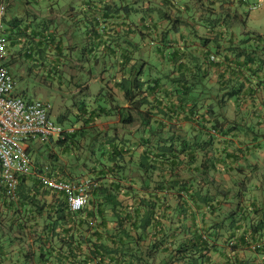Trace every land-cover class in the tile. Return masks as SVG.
I'll return each mask as SVG.
<instances>
[{"label":"crops","instance_id":"0c3cea01","mask_svg":"<svg viewBox=\"0 0 264 264\" xmlns=\"http://www.w3.org/2000/svg\"><path fill=\"white\" fill-rule=\"evenodd\" d=\"M9 2L11 7L7 8L3 25L14 34L9 39L11 47H7L6 63L10 71L14 69L25 77L27 69L36 65L38 77H42V84L50 91L46 96L58 93L64 99L85 97L96 104L93 100L96 96L111 95L106 103L108 108L112 107L108 109L112 110L111 116L104 115L91 126L82 121L73 124L65 113L52 111V118L56 117L60 123L67 121L66 128L75 132L90 131L80 137L78 153L67 148L68 142L59 140L27 143L28 150L38 158V165L51 167L61 178L93 175L94 145L106 134L97 136V128L103 132L120 129V115L114 106L127 108L129 105L123 101L117 84L128 78L132 66L142 61L150 66L149 63L157 60L163 68L159 76L163 88L181 76L175 70L176 63L197 64L206 72L204 84L193 91L194 96L207 98L205 105L196 110L197 114L206 115L183 124V138L190 143L189 149L180 151L181 144L177 142L179 151L174 153L175 158L165 157L166 160L150 171L161 183L158 188L147 180L141 185L140 175L134 169L130 177H137V185L127 187L131 194L126 196L131 198L129 201L116 205L101 200L90 202L86 212L96 217L91 216L89 224L84 222L91 224L89 232L75 230L80 239H87V247L78 253L76 260L81 264H227L230 258L253 252L258 245H251V251L246 247V241L251 242L252 237L264 243V141H258V138L264 140V131H259L264 128V55L261 50L255 53L252 49L255 54L251 56L252 37L259 34L250 35V41L239 39V23L245 27L256 11L248 13L239 0ZM104 2H109L111 8L103 7ZM251 4L264 8V0H251ZM106 13L109 21H105ZM195 24L199 30L194 29ZM249 32L246 29L242 33ZM154 36L159 40L158 52L150 56L148 63L146 56H137L136 47L141 39ZM20 44L22 49H16ZM92 48H96L95 54L91 53ZM238 54L243 55L239 58ZM211 55L217 60L210 67ZM248 57H258L260 63H249ZM49 78L59 80L63 88L54 92ZM102 81L106 84L99 86ZM16 94L26 97L19 89ZM208 120L219 122L223 128L219 138L207 129L206 126L213 125ZM237 124H246L247 132L251 128L258 130L255 134L258 138L252 133L238 137L233 131L225 135ZM127 128L134 132L139 122ZM199 136L206 140L199 141ZM235 171L243 179L240 188L233 185ZM24 189L39 204V211L30 210L33 215L28 218V232L32 236L25 248L30 252L23 249L22 239L18 241L22 237L18 231L10 233L14 243L9 247L12 221L9 222L8 210L3 204L6 201L0 196V264H78L48 245L45 248L51 251L44 252L46 257L41 255V236L51 221L46 217L51 213L56 218L54 212L65 197L44 188L35 190L30 182ZM153 200L161 201L156 209L159 212L154 216L151 215ZM234 242L237 247L232 249L229 246ZM49 254L52 260L48 259ZM61 254L65 256L63 261L59 260Z\"/></svg>","mask_w":264,"mask_h":264},{"label":"trees","instance_id":"16d2710c","mask_svg":"<svg viewBox=\"0 0 264 264\" xmlns=\"http://www.w3.org/2000/svg\"><path fill=\"white\" fill-rule=\"evenodd\" d=\"M6 3H8L7 8L9 9L11 7L9 0H7ZM239 3L247 8L248 13L260 7V5L251 4V0H239ZM248 4L249 6H246ZM103 5L102 6L106 9L111 8V4L109 2H104ZM253 7L256 8L253 9ZM104 15L105 21H109V14L106 13ZM5 17L6 16L3 18L4 22ZM123 17L126 18L127 15H123ZM224 24L225 22L222 26ZM215 27L217 26H214V28ZM91 30L94 31L95 28ZM111 30L113 31V29ZM5 33H8L6 29ZM252 43L253 44L250 47L252 52L251 56H254V54L259 50H261L264 55V40L254 36L252 37ZM255 43L258 44V46H256ZM95 52L96 48L95 50L92 48L91 53L95 54ZM242 55L243 54H238L237 57L240 58ZM211 57L210 67L217 60L216 56L215 61H213ZM127 61H129V59H126V62ZM174 61L178 62L176 58H174ZM248 61L252 64L260 63L258 57H251ZM189 64L191 63H181L180 65L177 63L174 64L175 70H178L181 73V76L179 78H173V80L170 81L171 83L168 88L162 87V78L160 77L153 79L149 74L147 75V78H143L144 69L139 70L137 66L138 64L132 66L127 79H124L122 82L117 84L118 91L122 94L123 101L128 103L129 106L127 108L120 107L119 105H117V107L114 106V110H116L120 115V129L114 128L113 130L103 132L102 128H97V136L103 133L106 134H104L100 143L94 145L95 150H93V154L91 155V160L94 161V169L93 172H91L93 175H91V177H84L93 182L91 188V196L93 194V198L90 197L88 204L95 200L106 201L113 203L114 205L129 201L131 198H126V196L130 195L131 197V194L129 190L130 188L127 187H131L134 184L137 185V177H135V179L130 177V174L134 169H136L140 175V179L142 181L141 185H143L144 180H147L149 184L158 185L156 186V188H158L161 183L152 177V173L150 171L155 170L161 161L166 160L165 157H169V159L175 158L174 153L179 151L176 149V147H178L177 142L181 144L180 151L189 149L190 143L183 138V136H185L183 132V124H190L198 119V116L203 117L206 115L205 113L197 114L196 110H199V106L201 109L205 105V101L207 99L205 97L194 96L193 93L194 89L198 88L199 85L204 84L206 72L201 70L200 65ZM5 65L9 67L7 63H5ZM237 65L240 66L238 61ZM193 70L196 71V73H194L196 75L192 74ZM198 75H201V77ZM110 96L111 95L108 96L107 94L96 96L95 99L93 98L95 101L94 103L96 104H91L85 97H76L77 100L73 105L76 107V112H74L75 110L70 111L66 106L64 108L66 109L65 114L68 117V113H72L74 115L76 121H70L73 124L82 121L86 126H91L93 123L97 122L98 118L103 117L104 115H107L106 117L111 116L112 110L109 111L108 109H111L112 107L108 108L106 104L107 101H110ZM72 98L75 97L73 96ZM27 101L33 100L30 99ZM45 102L49 103V101ZM179 106L181 107L179 108ZM52 111H54V109L51 106L49 113L51 118L53 116ZM204 118L206 119V117ZM135 121L139 122V128L134 132L132 131V133L127 126L132 125ZM208 122L213 125L210 127L206 126L207 129L212 132V136H217L219 138L223 133V128L219 127V122H213V120H208ZM243 125H245L246 128V124ZM242 127V125L237 124L233 126L232 129H229L225 135L232 131L238 137L240 134L248 136L252 133V135L255 136L257 133L251 127L250 130L252 131L249 130V132H247V128L243 131L241 129ZM63 128L69 130L66 127ZM84 133H90V131L75 132V130H73L72 132L65 133L59 139H51V141L59 140L62 143L68 142L69 144L67 148H70L72 152L78 153L77 151L80 147L81 141L80 137L85 136ZM257 138L258 137L255 136V139ZM258 141H260V139ZM168 142L170 143L168 144ZM28 152L32 159L33 171L36 173H31L26 178H21L17 190L18 197L16 200L11 199L7 195L6 188L2 183V166L0 164V196L2 197V200L6 201L3 204L8 210L9 222L12 221L9 224L8 245L10 247L11 244L14 243V238L10 235V233L12 234L17 231L21 232L22 237L19 238L18 241L22 239L21 243L25 252L29 250L25 247L29 245H26V243L32 236V234L28 232V218H31L33 215V212L31 211H39V204L34 198H31L30 195L27 194L24 187L30 182L35 190L38 188H44L42 181L39 179V174L41 173L43 175L46 168L48 169V176L61 178L52 172L51 167L47 165H38V158L36 159L32 151L28 150ZM133 161L138 163V165L133 164ZM80 179H70V181ZM60 195L63 196V194ZM122 195L125 197H121ZM218 196H222L221 193H219ZM132 197L134 198L133 195ZM160 202V200L152 201V216H154L156 211L159 212L156 209L158 203ZM23 207L25 208L22 209ZM86 208L87 207L83 208L77 213H71L65 198L59 201L57 210L54 212L56 218L53 219V217L50 216L51 213L46 217L47 221H51L44 228L45 231L43 236H41V238L45 240L43 241V239L40 238L42 244L40 247L42 256L46 257L47 254L44 252L51 251L48 250V248H45L48 245L49 247H52L54 252H64L67 257L74 261V263L76 262L81 264V261L76 260V257L78 253L87 247V239H85L86 237H81L80 239V234H75V230L77 228H81L82 230L89 232V230H91V224L87 225L85 223L89 224L88 219L91 216L94 218L96 217L94 215H90V212H86ZM251 229L253 231L255 229V232H257L256 227L252 226ZM88 237L91 238L92 236L89 235ZM251 245L258 246H255L253 248V252H248L244 257L228 259L227 264H264V243L258 242L257 239L252 237L251 242L246 241V247L249 250L252 249ZM229 247L234 249L237 246L234 242V244ZM28 252H30V250ZM54 252H51L52 255ZM50 255L51 254L48 255V259L52 260V256ZM62 259L64 260L65 256H62L61 254L59 260L61 261Z\"/></svg>","mask_w":264,"mask_h":264},{"label":"built area","instance_id":"2783aa9c","mask_svg":"<svg viewBox=\"0 0 264 264\" xmlns=\"http://www.w3.org/2000/svg\"><path fill=\"white\" fill-rule=\"evenodd\" d=\"M7 0L0 1V164L2 183L7 195L16 200L21 178H26L33 171L32 159L26 146L29 141L46 143L59 139L72 129H64L50 116L51 106L42 100L27 101L16 94L14 77L5 65L7 59L8 38L5 33L3 18ZM256 7H253L255 9ZM213 61L216 60L212 56ZM39 174L45 189L63 194L71 213L85 208L91 197L93 182L88 178L65 180ZM232 245V243H231Z\"/></svg>","mask_w":264,"mask_h":264},{"label":"rangeland","instance_id":"374dc122","mask_svg":"<svg viewBox=\"0 0 264 264\" xmlns=\"http://www.w3.org/2000/svg\"><path fill=\"white\" fill-rule=\"evenodd\" d=\"M255 11L257 13L251 15L252 16L251 19L248 20L247 23L245 24L246 28L243 26V24L239 23L240 31H241V33L239 34L240 42L241 41H250L251 36H253L254 34H259V35H255V36H257V38L264 40V8L259 7L258 9L254 10L252 12H255ZM138 27H140V25H138ZM5 28H6V26H4V29ZM194 29L199 30V29H197L196 24L194 26ZM246 29H248V31H250V32L248 34H243L242 32L245 31ZM11 35L14 36V34L9 32V31H8V35L6 33V36L8 38V48L11 47V41H10L12 39ZM137 40H139V39H137ZM158 41L159 40L156 36H154L153 38H149L147 40L141 39V41L138 42V47H136L137 56H140V57L146 56V61L148 62V60L150 59V56L153 55V57H154V55L158 52V50H157V42ZM21 47H22V44L18 45L16 47V49L21 50L22 49ZM11 50H12V48H11ZM143 62L144 61H142L141 63H139L137 65L139 70L144 69L143 70L144 71L143 78H147V75H149V74L151 75V78H153V79L162 75L161 71L163 68L161 67L160 64H158L157 60H153L151 63L148 62L150 66L143 65ZM35 69H36V65L31 66L29 69H27V75L25 77H23L22 75L17 73L16 70L11 69L14 80L16 81V86L18 87V88L16 87L17 90L19 89V92H21V93L25 92L26 93V97L22 96V95H20V96L23 97L24 99H27V100L32 99V100L49 101V103L51 104L53 109H55L57 111V113H59V112L65 113L66 109H64V108L66 106L69 108L70 111H74L76 109V107H74L73 105H74V102H76V100H77L76 97L72 98V97L68 96V97H66V99H64V98H61L60 96H57L58 93H54V94L52 93V94H49V96H46L47 95L46 93L47 92L50 93V91L48 89H46V85L42 84V80H41L42 77L41 78L38 77V71L36 72ZM52 80L53 79H50L49 83L52 84L54 92H57L58 89L61 90L63 88V86L60 85L59 80H57V81L55 79H54V81H52ZM40 81H41V83H40ZM104 84H106V82L102 81L99 84V86H102ZM94 89H96V88H94ZM68 115H69V121H72V122L76 121V118L74 117V115L72 113H68ZM52 120L54 122H56L57 124L63 126V127L68 126V124H66L67 121L60 123V121L56 117H53ZM242 126L243 127L241 129L243 131H245L246 130L245 125H242ZM260 130L264 131V128L259 129V131ZM256 132H258V130H256ZM259 139L261 141H264L262 138H259ZM198 140L199 141L206 140V137L199 136ZM262 151L264 152V146H262ZM232 179H233V185H238V188H240L239 186H240L243 179H241V176H240L238 171H235L234 177ZM237 191H239V190L237 189ZM198 195L200 196V194H198ZM234 195H236V194H234ZM218 197L220 199H222V201L224 200L222 196H218ZM237 203H239V201Z\"/></svg>","mask_w":264,"mask_h":264}]
</instances>
